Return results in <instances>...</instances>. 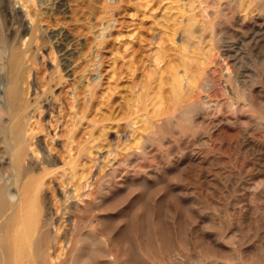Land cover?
<instances>
[{"label": "rangeland", "instance_id": "1", "mask_svg": "<svg viewBox=\"0 0 264 264\" xmlns=\"http://www.w3.org/2000/svg\"><path fill=\"white\" fill-rule=\"evenodd\" d=\"M187 1L64 0L61 10L56 9L58 0L26 1L32 16L38 14L42 31L64 29L77 51L71 75L60 83L51 67L57 64V53L52 62L38 61L41 84L59 105L43 115L33 111L27 133L36 137L37 145L34 140L31 145L35 153L40 141L56 157L48 171L42 165L36 172L40 176L34 173L46 196L44 210L57 220L51 223L49 263L264 264V38L254 32L242 42L239 28L225 20V37L239 46L237 62L232 60L235 64L230 62L228 70L243 82V89L239 81V90L227 82L226 66L214 57L207 69L220 90L201 98L207 96L219 109L195 112L194 123L177 132L165 118L175 96L171 76L176 61L182 60L181 21L187 17ZM248 4L254 15L264 18V7H257L255 0ZM23 14L28 20L25 10ZM49 50L50 43L45 53ZM179 70L183 73L182 66ZM30 99L34 102L35 95ZM230 103L238 105L235 111ZM32 147L29 154L36 155ZM130 151L140 155L127 163ZM82 175L89 179L87 206L72 198ZM70 216L75 219L70 221Z\"/></svg>", "mask_w": 264, "mask_h": 264}, {"label": "bare ground", "instance_id": "2", "mask_svg": "<svg viewBox=\"0 0 264 264\" xmlns=\"http://www.w3.org/2000/svg\"><path fill=\"white\" fill-rule=\"evenodd\" d=\"M26 1L29 2V0H20V1L0 0V81L3 85L2 88L0 89V264H51L48 261L47 252H48L49 246L51 245L50 243L52 239L54 238V235L52 233L54 231H52L51 225L57 220L52 218V215H50L44 210L46 196L42 193V190H43L41 189L42 182L40 179L37 178L40 176V174L37 175L38 173L36 172H37V169L42 165H43L44 170L48 171L47 169L49 168L47 167H50L51 165H55L56 157L54 158L55 155L54 156L52 155L53 152H51L50 149L47 150L48 147H43L42 142H40L39 140H38L39 148L37 147V149H40L41 151L40 150H37V151H40L42 153V156L39 154L41 158L37 157L38 156L37 151L35 153L33 149L34 147L31 146L33 144V140L36 137L35 135H31L27 137L28 136L27 133L30 130L29 121L36 114L33 111H41V114L43 115L45 109H47L48 112L54 111L57 105H59L58 98L55 97L54 95L52 96L48 95L50 90H48L46 86L41 84L42 77L40 75L41 71L40 69H38V64H37L38 61L42 59L45 62L46 61L52 62V60L55 59V53H57L56 66L55 65L52 66V64L51 63L50 64H51V67L54 68L52 74L53 73L59 74V77H60L59 83H60L61 80L64 79V77L66 78L71 75L73 71V65L76 62L75 57L77 54L76 53L77 51L75 49L76 48L75 44L72 42L69 34L66 31H64V29H59L57 31L53 30V31H50L49 33H45L44 30L42 31L40 29L42 27L38 25L40 22L38 19V14H36V12L35 13L33 12L35 14V17L32 16V13L28 10L29 7L31 6L27 8ZM263 1L264 0H255V2H257V7L262 9L264 5L260 4V6H258V4ZM19 2H22V3H19ZM28 2H27V5H28ZM247 2L248 0H188L187 2H185L184 4L185 9L183 13L187 14V17L181 21L182 33H183L182 35L183 39L182 38L181 39L183 40V43H182V48L179 49L182 51V52H179L181 54L182 60L179 64H178V61H176L177 62L175 63L176 67L174 68L175 73H173L174 75L171 76L173 78L172 80L175 85L174 87L175 92H173V89L171 90L173 93H175V96H173V99H174L173 104L171 106L169 105L167 110L165 109L166 112L169 111V113H167V116L165 118V123H171L172 126L175 127V128L173 127V129L177 130L176 128H180L182 132L186 131V129L188 128V125L193 124L194 123L193 120L195 119V117L198 116L197 115L194 117V119H192V116L197 111H204V112L205 111H218L219 108L215 102L206 99L207 96L205 99L201 98L202 93L206 94L214 88L218 89L217 87L214 86L215 84L213 85L214 79L211 80L212 78L209 76L210 69L209 70L207 69V67L210 66L209 64L214 62L215 60L214 57H218V58L220 57L221 62H223L224 65L226 66L225 68L227 70L225 72V76L227 78V82L229 84L231 83V85H233V88L235 89H238V87H241V86H238V83H237L239 80L236 81L237 75L235 76V74L232 73L233 71L231 72L230 70H228L229 65L231 66L230 62L232 63L233 62L232 60H236L237 58L236 57L238 53L237 48L239 46L236 48L235 43L230 41V39H233V38L228 37L230 38L228 40L227 36L225 37V32H223V29L227 30L228 28L225 27L222 29V27L226 25L225 20L229 19L233 22L234 26L238 27L239 30L242 32L241 38H240L241 40H243L242 42L248 41L254 32H256L254 35L257 34L261 39L262 37L264 38V18L262 17L261 14L254 15L252 13L253 11L250 9V4L247 5ZM18 3L22 4L19 8L17 6ZM64 5H65L64 0H58L56 9L61 10L64 7ZM24 10L27 12V17L29 18L28 20H26V18L24 17V14H23ZM31 11H32V8H31ZM200 14L203 16L204 18L203 20L201 16H199ZM39 16L41 17L42 14ZM176 33H177V29H174L172 36L174 37ZM49 43H50V50L46 54L45 51L47 50V46ZM239 43H241V41ZM245 46L248 47L246 44ZM260 51L258 50V52ZM239 59L241 61V59L243 58L239 56ZM87 64L90 66V60L89 62L87 61ZM232 64H235V61ZM181 66L183 67V73L179 70V67ZM88 67L86 66V68ZM34 73H36L35 78H34ZM260 78L261 80H264V73L260 74ZM53 79H54V76L53 78L51 76V78H49V81H52ZM250 79L251 78H249V80ZM241 84H242V89H243V82ZM224 86L226 85L224 84ZM225 89L227 88L225 87ZM218 90H220V88ZM220 92H222V89ZM30 94L31 96L32 94L35 95L34 102H32V100L30 99ZM88 96H89V93H88ZM192 99L194 100L192 101ZM165 102H167V100ZM167 104L165 103V105ZM253 105H257V103L256 104L254 103ZM242 106L244 108L246 105L242 104ZM229 107L233 111H235L236 109L235 105L233 107L232 103L229 104ZM250 107H253V106L250 105ZM243 110H246V109H243ZM176 111L179 112V117H177ZM40 117L42 116H39V118ZM162 117L163 116H161V118ZM35 121L37 122L36 118H35ZM159 122L161 121L158 120V123ZM229 124H233V122L231 123L229 122ZM177 132L179 131L177 130ZM166 134L169 136V132ZM156 136H155V140H157L158 138V136L157 138ZM35 140H34V143L37 141ZM155 140L154 142H156ZM148 142L152 143L149 140ZM35 145L37 144L35 143ZM31 147L33 149L32 153H35L36 155L29 154ZM131 149L132 147H130V150ZM137 149L139 150V147ZM139 155L140 154L138 152L130 151L127 155V158H125L126 162L130 163L132 160H136ZM114 158H116V156ZM95 162L96 161H94V163ZM96 164L98 165V163ZM43 168H42V171H43ZM107 168L108 167H106V169ZM104 170L105 169H102V171ZM111 170H114V169H111ZM38 172L42 174V172L40 171ZM145 172H146V169H145ZM34 173L37 175V177L35 176ZM117 174L118 173L116 172V175ZM146 174L149 175L148 173ZM7 176L10 177V181L8 180L9 182L7 181ZM81 177H83V175ZM99 178L98 180L96 178V180L94 181V184L99 181ZM117 178L115 180H117ZM88 180L89 179L84 178L83 182L82 181L79 182V185L77 186V188L75 186L76 189L74 193L76 194L75 195L73 194V196L71 194L72 198L75 199L77 202H82V203H79V205L84 204L87 206L89 204L87 200H89V197L91 196V194L89 192V189L85 190L87 189L88 184H89ZM103 181L104 180L102 179L101 182ZM145 182L143 180V184ZM136 186L138 187V185ZM100 189L102 190V187ZM65 194L69 195L67 192ZM102 203H103V200H102ZM84 205L82 207H84ZM73 206H76V205H73ZM88 208L89 206L86 208L87 211H88ZM76 210H75V213H76ZM90 211L92 212V210ZM92 213H95V212L93 211ZM74 219L75 218H73V220ZM73 220L71 217L70 221H73ZM103 220H105L104 217H103ZM107 233H111V232L108 231ZM88 236L90 237L91 235H88ZM107 236L108 235H106L104 238H107ZM100 237L103 238L102 236ZM74 241L76 242V240ZM118 251H120V249ZM75 252L77 251L75 250ZM102 252L99 253V255L105 254V252L103 254ZM112 252H113V249H112ZM117 253L119 255L120 252H117ZM117 253H115L114 251V254H117ZM105 255L106 257H108V254H105ZM88 256L87 258L86 257H83V258H86L87 260ZM77 257L75 256V259ZM247 264H249V262Z\"/></svg>", "mask_w": 264, "mask_h": 264}]
</instances>
